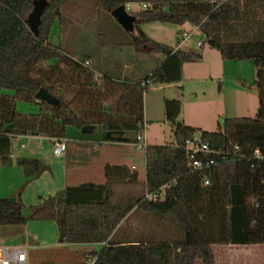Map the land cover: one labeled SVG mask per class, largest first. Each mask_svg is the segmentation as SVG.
Here are the masks:
<instances>
[{"label":"trees","instance_id":"16d2710c","mask_svg":"<svg viewBox=\"0 0 264 264\" xmlns=\"http://www.w3.org/2000/svg\"><path fill=\"white\" fill-rule=\"evenodd\" d=\"M33 1L0 0V165L9 162L11 141L18 136L60 141L69 127L94 126L102 130L103 142L125 143L126 131L142 129V101L149 87L179 84L183 66L201 59L197 52L156 43L141 31L142 24L188 25L224 62L250 61L258 109L254 118L225 119L219 131L209 133L178 122L180 101L164 100V119L174 126L178 143L144 150L146 195L157 192L155 201L146 195H114L117 184H134L136 174L106 165L104 185L66 188L36 207H25L20 192L15 203L1 199L0 226L52 221L58 245H103L90 254L93 264H215L211 246L264 245V0H98L108 14L119 6H146L129 12L136 18L129 46L137 54L164 59L138 84L99 78L88 61L76 62L49 43L58 9L70 0H48L34 37L25 24ZM41 88L58 107L35 100ZM115 94L114 105L106 106ZM17 101L39 105V113L17 112ZM187 142L206 145L215 153L209 156L215 166L192 171ZM17 164L27 182L44 169L35 159H18ZM24 210L31 215L24 218ZM133 210L144 211L157 227L170 219L182 237L164 241L153 230L149 237L117 234ZM87 256L80 264H87Z\"/></svg>","mask_w":264,"mask_h":264},{"label":"rangeland","instance_id":"374dc122","mask_svg":"<svg viewBox=\"0 0 264 264\" xmlns=\"http://www.w3.org/2000/svg\"><path fill=\"white\" fill-rule=\"evenodd\" d=\"M141 10L140 5H132V11L140 12ZM58 12L59 17L51 28L49 43L76 62L91 60L90 67L94 70L98 64L109 74L100 75L96 71L99 78H107L117 84H138L155 68L158 56H133L131 50L128 49L130 39L132 35L135 36V33L126 32L110 14L100 7L98 0H70L59 7ZM155 27L165 29L169 36L173 33V42L179 39L175 33L176 26L158 23L139 25V28L154 40L160 38V40L168 42L165 44H173V42L168 41L167 37H158L159 34L164 33L157 31L154 29ZM181 29L186 33L191 31L188 25ZM166 31H164L165 34ZM198 42L203 44L202 47H197ZM184 49L199 53L200 61L184 65L182 88L177 84L149 87L143 95L142 101L144 129L137 132L126 131L123 134V138L126 140L123 146H104L103 132L100 128L91 134H82L75 127L67 128L66 139L69 141V158H72L67 162L69 176L72 174L73 161L79 160V158L73 157L77 154L76 148L91 149L100 143L104 151L98 157L97 162L93 163L95 164L91 171L93 177H89L92 182H104L102 174L101 178L98 174L101 163L105 164L104 167L122 163L128 168L132 164L136 167V172L140 177L144 178V168L140 164L145 152L135 147L136 137H142L148 146H169L178 143L174 136V126L164 119V100L180 101L182 108L178 122L184 126L209 133L219 131L222 127V121L225 119L255 117L258 109V95L253 85L256 72L250 61L224 62L216 50L206 45L204 37L197 30L192 39L186 42ZM128 67H132V69L127 70ZM241 83H245L247 87L244 88ZM118 96L119 94L110 96L105 101V105H114ZM70 98L71 96L67 99ZM15 109L21 114L34 115L39 113L40 106L17 101ZM20 144L24 145V149L20 148ZM11 149L15 158L12 156L8 163L0 165V200L10 199L13 194L27 191L26 186L29 182H27L22 167L17 164L18 156L30 157L33 156L30 152L37 150L39 155H34L33 158H40L48 163H61L60 160L51 157L50 145L45 140H13ZM39 163L41 168L42 162ZM82 178L81 180H86L88 177ZM138 191L136 187L135 195H132L131 198H137L139 196L136 195ZM116 196L122 197V195ZM130 223L132 224L133 221ZM151 226L155 237L164 241L182 237L168 218L162 226L157 227L152 224ZM41 236L46 240L51 238L55 242L57 237L55 223L31 220L24 226H0V246H19L24 249L27 264H44L53 260H58L56 264H80L84 261L83 253L71 248H53L50 246L36 248L38 241L36 239L41 238ZM247 248L249 251L257 252L259 249H263L264 245H260L258 248ZM224 249L229 250L227 247ZM237 249H231V259L235 261H238V257L240 262L246 263L247 261L248 264L256 260L262 261V257L259 256L245 259L244 256H250V252L247 254L246 251L248 250L245 247ZM95 250L98 252L99 248L96 247ZM218 258V263L222 264V257L218 256ZM194 264L202 263L197 260Z\"/></svg>","mask_w":264,"mask_h":264},{"label":"crops","instance_id":"0c3cea01","mask_svg":"<svg viewBox=\"0 0 264 264\" xmlns=\"http://www.w3.org/2000/svg\"><path fill=\"white\" fill-rule=\"evenodd\" d=\"M130 12L131 13H137L135 11H132V5H130ZM149 24H153V23H149ZM149 24H142V25H149ZM159 24V23H158ZM161 25H165V24H161ZM169 26V25H168ZM172 26V25H170ZM185 26V25H184ZM183 26L181 27H175L176 31L175 33L179 36V39L174 41V37H173V33L169 36V34L167 33V31L165 29H161L160 27H155L154 29H156L157 31H161L164 34H159L158 37H167L169 40L173 42V44H165L168 43L167 41L164 40H160V38H158L159 40H154L153 38H151L150 36H148L143 30H141L148 38H150L151 40L155 41L158 44H162L171 48H176L179 49L183 52H189L186 51L184 49V47L186 46V42L189 39H192L193 34L196 32V30L190 26L191 31L188 32L189 34H191L190 38L188 39H182L181 35L183 33H186L183 29H181ZM166 31V34L165 32ZM164 38V39H165ZM175 44V45H174ZM202 47V46H201ZM101 48H103V45H101ZM131 50L130 52H132L133 56L136 55H140V56H146L143 54H137L134 49L129 46V49ZM152 55H157V64L155 66V68L157 66L160 65V63L163 61V57L159 54H148V56H152ZM135 58V57H132ZM88 61V65L91 66V60H86ZM184 67V66H183ZM125 68H127L125 66ZM154 68V69H155ZM132 69V67H128L127 70ZM153 69V70H154ZM152 70V71H153ZM94 73L96 74L97 77L98 74H106L109 75L104 69L100 68L98 66V64H96V68L95 70L93 69ZM98 74H97V72ZM182 76H184L183 73V68H182ZM183 79V78H182ZM183 81H181L179 84H177V86L181 87V83ZM144 129V125L143 128ZM96 130V129H95ZM142 138V137H141ZM17 139H28V140H45L48 142V144L50 145V153H51V157L56 159V160H60L61 163L60 164H54L53 162H44V160L40 159V158H33L35 157L34 155H39V152L37 150L31 151V155L30 157H20L18 156V159H27V160H38L39 162H42V167L44 168L43 171L41 172V174L34 180L30 181L27 186H26V192L25 193H21L20 195V201L21 203L25 206V207H36L39 206L42 203V200L44 199H48L50 197H53L57 192L59 191H63L66 188H75V187H79L81 185L84 184H93L96 186H100V185H104L105 184V178H104V172H103V167L105 164L100 165V170L98 171V174L101 178V174L103 176L104 182L102 183H95L92 182L91 178L89 177H93V174L91 173L92 171V166L95 165L93 163H96L98 160V157L100 155L103 154L104 148L101 146L102 144L98 143L95 147L88 149V148H76L75 152L77 153L76 156H73L76 158H79V160H75L73 161L72 164V174L71 176H69L68 174V166H67V162L69 159V146H68V140L62 139L65 142L66 145V151L65 154L62 158H55L52 154V147L54 144L53 140H49L47 138H43V137H34V136H18L14 139H12L11 141V147H10V158H15L12 151V142L13 140H17ZM142 140H144L142 138ZM145 144L147 145L146 141L144 140ZM136 144V143H135ZM123 143H105L104 146H111V147H116V146H123ZM136 147V146H135ZM20 148L24 149V145L20 144ZM36 148V147H35ZM143 166L144 168V174L143 177L141 178L140 175L136 172V167L133 166L131 164L130 168H128V166H126L125 164H117L114 166H122L125 167L129 170L130 173H135L136 174V182L134 184H117L114 187V195H126L127 198H131L133 197L132 195H135L134 190L137 187L138 188V193L136 195L142 196V195H146V190H145V155L143 157L142 163L140 164ZM70 167V166H69ZM88 177L86 178V180H81L83 179L82 177ZM14 195V194H13ZM138 196V197H139ZM145 213L144 211L141 210H133L130 213V218L126 221V222H122L119 226V230L117 234L121 235V233H126V234H130V235H143L144 237H149L152 231V226H151V221L149 219L145 218ZM130 221H133V223L131 224ZM129 223V224H128ZM51 232V229H50ZM56 233L58 236V232H57V228H56ZM36 240L37 241V247L36 248H43V247H53V248H71L74 251H80L83 253L84 258L86 255L87 259H93L92 256L90 255L91 253H95L96 252V247L99 248V250L101 249V247L103 245H98V244H78V245H58L57 244V237L55 242L51 240V238H47V240L45 238H43L41 236L38 237ZM258 246L260 245H256V246H211L212 249V253L214 256V262L215 264H220L218 263V256L222 257V264H248V262H240V258L238 257V261L236 262L235 260L231 259V249L232 250H238L237 248L240 247H245V249L248 250L247 247L250 248H258ZM19 247V246H18ZM225 247L229 248V250L224 249ZM261 248V247H260ZM22 249V248H21ZM250 252V253H249ZM246 253L250 254V256H244V258H248V257H262V261L256 260L255 262H250L249 264H264V248L263 249H259L257 252L256 251H246ZM58 260H53L50 263L52 264H56Z\"/></svg>","mask_w":264,"mask_h":264},{"label":"built area","instance_id":"2783aa9c","mask_svg":"<svg viewBox=\"0 0 264 264\" xmlns=\"http://www.w3.org/2000/svg\"><path fill=\"white\" fill-rule=\"evenodd\" d=\"M141 9H146L145 5L140 6ZM125 10L129 13L130 12V6H126ZM195 29V28H194ZM197 30V29H195ZM191 34L189 33H183L181 35L182 39H188L190 38ZM202 43L198 42L197 47H201ZM97 79V77H95ZM136 148L139 150H145L146 144L144 140L140 136L136 137ZM190 146V147H189ZM186 148L190 152V160H191V169L192 171H201L203 169H209L213 166H215V162L212 158L209 156L215 153H212L208 147L204 144L200 143H193V142H187ZM234 150H237L235 147ZM66 151V145L63 140L60 141H54L53 147H52V154L55 158H62ZM202 154V159H197L196 155ZM257 157L258 154H257ZM204 185H208V181L204 182ZM160 192L163 191V188L159 190ZM158 193L154 192L152 194L146 195L145 199L148 201H155L157 198ZM94 259H88L87 264H93ZM0 264H27V257L26 252L24 249H21L20 247L16 246H0Z\"/></svg>","mask_w":264,"mask_h":264},{"label":"water","instance_id":"95a60500","mask_svg":"<svg viewBox=\"0 0 264 264\" xmlns=\"http://www.w3.org/2000/svg\"><path fill=\"white\" fill-rule=\"evenodd\" d=\"M48 5V0H34L32 2V8L30 12L28 13L25 24L28 27L29 31L33 34L34 37L37 36L39 28L41 26V18L43 15V12L45 8ZM110 15L112 18L128 33H132L134 30V23L136 21V18L132 15H130L124 7L119 6L111 11ZM35 100L38 102H44L45 104L52 106V107H58L59 103L58 101L52 97L50 94L46 92L43 88L39 89L35 96ZM94 126H85L81 128L80 132L82 134H91L95 131ZM9 201L11 203H15L16 201V195L14 194ZM31 215V212L28 210H24L22 212V216L24 218H27Z\"/></svg>","mask_w":264,"mask_h":264}]
</instances>
